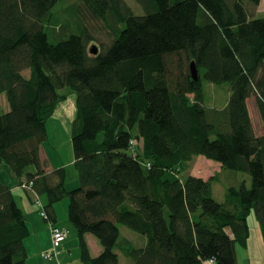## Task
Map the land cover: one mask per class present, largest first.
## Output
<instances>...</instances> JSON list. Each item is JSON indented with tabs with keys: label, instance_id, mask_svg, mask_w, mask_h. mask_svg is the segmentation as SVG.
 <instances>
[{
	"label": "trees",
	"instance_id": "1",
	"mask_svg": "<svg viewBox=\"0 0 264 264\" xmlns=\"http://www.w3.org/2000/svg\"><path fill=\"white\" fill-rule=\"evenodd\" d=\"M59 1L0 0V100L5 94L9 105L2 111L0 102V164L19 184L31 181L32 190L22 188L33 200L46 197L47 222L68 199L82 264H124L120 255L129 264H237L252 210L264 243V132L248 106L254 96L264 124L260 0H135L142 14L125 0H80L113 33L96 54L76 11L75 28L57 24L54 36L70 33L49 41ZM204 82L225 85L218 105L205 104ZM67 89L76 95L72 188L65 168L48 169L39 153ZM198 155L249 175L250 185L242 180L215 200L217 174L181 176ZM119 224L143 244L120 237ZM86 233L98 240L97 255ZM28 235L12 190L0 184V264H25Z\"/></svg>",
	"mask_w": 264,
	"mask_h": 264
},
{
	"label": "rangeland",
	"instance_id": "2",
	"mask_svg": "<svg viewBox=\"0 0 264 264\" xmlns=\"http://www.w3.org/2000/svg\"><path fill=\"white\" fill-rule=\"evenodd\" d=\"M125 1L128 6L131 7L135 14L143 13L141 6L135 0ZM75 11L78 13V17L80 16L82 24L93 36V41L88 44V48L91 44L98 45L99 49L105 48L111 42L113 33L104 26L101 20L91 17L83 8L80 0H60L56 4V6L53 8L55 19L51 20L50 24L47 26L49 41L56 42L59 37H63L70 33L66 31L63 32L61 36H54L52 34V30L54 27H56L57 24L63 25L64 23L77 22L78 20ZM254 14L256 17H264V0H260L259 5L255 8ZM75 26L76 23L74 24L73 28H75ZM23 73L27 75V71H24ZM204 91L206 96L208 95L204 100L205 104L218 105V103L224 96L225 85L217 86L211 83L204 82ZM210 92H212V94H216L215 96H213L214 100L210 98ZM75 96L76 95L72 90L67 89L66 98L56 104L54 112L48 117L46 122L47 139L41 144L42 155L43 158L47 160L48 168L64 167L66 170V179L69 183H72L73 180L78 177L77 171L73 164V150L71 143L72 122L76 114ZM0 102L2 111H7L9 109V105L6 100L5 94L3 93L1 94ZM248 106L254 130L258 134L263 133L264 124L260 118L254 96H251L249 98ZM202 157L208 159L204 156ZM211 161H213L214 163L216 162L214 160ZM182 168V177H185L188 174H217L218 178L212 183L213 197L217 201L224 200L225 189L228 186L238 185L242 180H246L248 186L250 185V176L247 174L231 169H223L221 171H217V169L219 168L217 165L204 164L198 162L194 158L186 162ZM40 198L42 201L45 200V197L42 195ZM67 206L68 199L65 197L57 203V221L61 225L59 227H63L68 230V238L72 236H75L76 238V229L70 223L67 217ZM247 219L249 223L250 234L247 240V245L245 247H238L237 264H264V243L259 222L253 210L250 212ZM119 227L120 237L125 236L127 238H133L136 235L135 232L131 231L122 224H119ZM92 236L96 239L94 235ZM116 251H118L117 248ZM59 255L60 252L58 251V259L60 261ZM120 258L121 262H123L124 264H129V261L124 256L120 255ZM78 264H81L80 260L78 261Z\"/></svg>",
	"mask_w": 264,
	"mask_h": 264
},
{
	"label": "crops",
	"instance_id": "3",
	"mask_svg": "<svg viewBox=\"0 0 264 264\" xmlns=\"http://www.w3.org/2000/svg\"><path fill=\"white\" fill-rule=\"evenodd\" d=\"M39 153L41 159L44 160L41 151V146ZM194 159L204 164L217 165L219 167L217 171H221V165L218 162L217 163L215 162L216 163L215 164L213 161L203 158L202 155H198L194 157ZM213 174H209V175L193 174V175L200 176L206 179L212 176ZM0 184H5L12 190L17 204L22 209L26 217L27 225L29 228V235L26 236L24 239V244L27 251V258L25 264H78V261L80 260L79 244H78V238L77 237L75 238V236H72L70 238H68L67 236L57 248V251L60 252L59 255L60 261L58 259V252L55 255V258L50 260H45L42 257L41 253L44 251H49L51 248V241H50L51 233H50L49 223L40 215V206L38 204H35L34 200L32 199V195L30 196L26 190L20 187L19 180L13 174L11 168L4 163L0 164ZM77 184H78V177H76V179H74L72 183L67 182L66 179L67 188L75 187ZM40 197L41 195H39V200L41 202V205L44 206L46 202V197L44 196L45 197L44 201H42ZM56 205L57 203L55 204L54 207L55 213H56ZM54 222L56 225L61 226L57 221V217ZM85 239L89 246L90 252L93 256L101 251L102 248L98 240H96L92 236V234L86 233ZM129 239L133 240L135 243L138 244H143L144 242L138 235H135L133 238H129Z\"/></svg>",
	"mask_w": 264,
	"mask_h": 264
},
{
	"label": "built area",
	"instance_id": "4",
	"mask_svg": "<svg viewBox=\"0 0 264 264\" xmlns=\"http://www.w3.org/2000/svg\"><path fill=\"white\" fill-rule=\"evenodd\" d=\"M21 187L23 188H27L28 190H32L31 189V181L29 183H22L20 184ZM34 202L36 204H38L40 206V215L46 220L47 218V214L44 211L41 202L39 200V197L34 194ZM49 226H50V233H51V237H50V241H51V248L49 251H44L41 253L42 257L45 260H50L55 258V255L57 254V248L59 247V245L61 244V242L67 237L68 235V230H66L65 228H61L58 225L48 221Z\"/></svg>",
	"mask_w": 264,
	"mask_h": 264
},
{
	"label": "water",
	"instance_id": "5",
	"mask_svg": "<svg viewBox=\"0 0 264 264\" xmlns=\"http://www.w3.org/2000/svg\"><path fill=\"white\" fill-rule=\"evenodd\" d=\"M89 51L91 53L96 54L98 52V47L95 44H92L89 48ZM190 74H191V77L193 78V80L198 79V72H197V68H196L194 61L190 62Z\"/></svg>",
	"mask_w": 264,
	"mask_h": 264
},
{
	"label": "bare ground",
	"instance_id": "6",
	"mask_svg": "<svg viewBox=\"0 0 264 264\" xmlns=\"http://www.w3.org/2000/svg\"><path fill=\"white\" fill-rule=\"evenodd\" d=\"M21 187V186H20Z\"/></svg>",
	"mask_w": 264,
	"mask_h": 264
}]
</instances>
